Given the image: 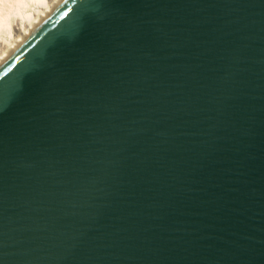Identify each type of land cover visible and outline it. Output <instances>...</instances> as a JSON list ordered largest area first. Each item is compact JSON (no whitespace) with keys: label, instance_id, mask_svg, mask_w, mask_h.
<instances>
[{"label":"water","instance_id":"95a60500","mask_svg":"<svg viewBox=\"0 0 264 264\" xmlns=\"http://www.w3.org/2000/svg\"><path fill=\"white\" fill-rule=\"evenodd\" d=\"M0 264H264V0H68L0 69Z\"/></svg>","mask_w":264,"mask_h":264},{"label":"bare ground","instance_id":"6f19581e","mask_svg":"<svg viewBox=\"0 0 264 264\" xmlns=\"http://www.w3.org/2000/svg\"><path fill=\"white\" fill-rule=\"evenodd\" d=\"M67 1L0 0V69Z\"/></svg>","mask_w":264,"mask_h":264}]
</instances>
